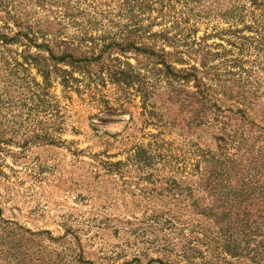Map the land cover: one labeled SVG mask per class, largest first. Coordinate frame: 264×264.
Instances as JSON below:
<instances>
[{
	"label": "rangeland",
	"instance_id": "374dc122",
	"mask_svg": "<svg viewBox=\"0 0 264 264\" xmlns=\"http://www.w3.org/2000/svg\"><path fill=\"white\" fill-rule=\"evenodd\" d=\"M261 195L264 0H0V264H264Z\"/></svg>",
	"mask_w": 264,
	"mask_h": 264
},
{
	"label": "trees",
	"instance_id": "16d2710c",
	"mask_svg": "<svg viewBox=\"0 0 264 264\" xmlns=\"http://www.w3.org/2000/svg\"><path fill=\"white\" fill-rule=\"evenodd\" d=\"M242 189H244V188H240V191H242ZM250 196H251V194H249V195H246V197H247V199H250ZM258 199H262L261 201H262V203H264V195H261V196H259L256 200H258ZM253 201H251L250 203H252ZM263 205V204H262Z\"/></svg>",
	"mask_w": 264,
	"mask_h": 264
}]
</instances>
